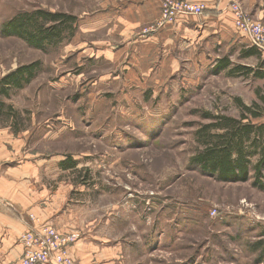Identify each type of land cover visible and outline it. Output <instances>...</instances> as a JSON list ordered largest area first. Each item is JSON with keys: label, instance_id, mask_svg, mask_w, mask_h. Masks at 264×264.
<instances>
[{"label": "rangeland", "instance_id": "rangeland-1", "mask_svg": "<svg viewBox=\"0 0 264 264\" xmlns=\"http://www.w3.org/2000/svg\"><path fill=\"white\" fill-rule=\"evenodd\" d=\"M164 1L202 4L162 0L159 17L126 40L118 23L84 22L107 10L117 21L114 14L124 10H112L114 0H0V80L36 65L29 82L0 92L3 168H18L0 187L4 194L7 186L17 190L24 204L22 196L31 197L27 207L40 206L38 215L0 201L26 225L17 239L21 253L8 264H20L27 225L73 235L66 248L74 264H261L251 246L264 231V189L253 184L252 167L246 181H225L190 158L201 148L198 129L212 121L204 113L238 118L241 104L264 110V78L211 69L208 52L196 58L176 37H169V51L180 64L169 69L170 55L161 56L165 42L144 38L205 8L144 33L160 19ZM228 5L234 18L237 5L247 23L264 27L239 0ZM36 9L74 15L73 32L64 30L43 48L3 34L8 19ZM229 57L264 69V61L239 58L236 49ZM251 121L264 123V114ZM67 158L75 166L62 167Z\"/></svg>", "mask_w": 264, "mask_h": 264}, {"label": "trees", "instance_id": "trees-1", "mask_svg": "<svg viewBox=\"0 0 264 264\" xmlns=\"http://www.w3.org/2000/svg\"><path fill=\"white\" fill-rule=\"evenodd\" d=\"M75 16L63 12H50L36 9L32 12L15 14L8 19L3 27L4 35H14L24 38L30 45L43 48V43H57L62 39V32L66 29L73 32ZM257 53L250 48L246 54ZM220 67H229L227 58L219 61ZM32 64L9 73L0 80V92L7 94L11 87H21L29 82L34 67ZM243 69V70H242ZM219 70V69H216ZM229 72L241 74L250 73L255 78H264V69L251 68L242 65H233ZM27 74V77H25ZM23 83V84H24ZM7 85V87H6ZM255 104H241L242 113L238 118L228 115H213L210 123L202 124L198 129L200 149L190 158V163L203 173L216 175L225 181H246L249 177V168L252 167L253 184L264 189V123L254 124L251 118H259L264 110L255 109ZM13 114V113H12ZM256 157V160H252ZM65 168L75 166L70 158L61 162ZM262 238L252 244V250H259L258 263L264 264V231Z\"/></svg>", "mask_w": 264, "mask_h": 264}, {"label": "crops", "instance_id": "crops-1", "mask_svg": "<svg viewBox=\"0 0 264 264\" xmlns=\"http://www.w3.org/2000/svg\"><path fill=\"white\" fill-rule=\"evenodd\" d=\"M161 1L162 0H114L110 8L118 11L120 9L124 10L118 14H114L117 21H115V19L112 21V13H110V10H107L102 14L86 16L84 22H86L87 25L96 23L98 25L97 28H105L111 23H118V26L122 27L119 33L126 36V40H129L131 37L129 34L135 33L134 31L143 25L153 23L159 17ZM189 1L202 3L205 8L203 13L200 15L180 16L176 19L175 24L167 25L160 33L152 34L146 37V39L144 38V41L157 42L159 39L161 43L165 42V44H163L161 56L170 55L169 69H174L180 64L178 58L175 59L172 56L173 54L169 51L172 46V42H168L169 37H176L174 42H179L182 48L185 50L188 49L187 51H192L193 56L196 58L201 59L205 56L206 52H208L207 55L210 56L209 58L214 59V64L211 66V69H230L234 63L229 62V67L223 68L220 67L219 61L222 58L230 59L229 56L233 49H236L239 58L254 57L258 61H264L263 55L261 56L259 53L251 55L246 54L250 49L247 45L249 41L247 36H245L234 24V15L228 5L229 1L232 0ZM239 2L248 12H251L254 17L264 23V0H239ZM97 18H99L97 22L93 21ZM105 19H107V21L99 22ZM223 50L226 51V53L228 52V54L216 56L212 54H216ZM140 55L142 56V52ZM163 67L164 69H168L165 63L162 64V68ZM1 145L2 142L0 141V147ZM5 160L6 159H4V157L1 158L0 155V184H2L4 175H6L4 177L6 182H9L10 173H13V176H18V168L9 169V166L3 168L4 165L8 164ZM16 167L18 166L16 165ZM6 192L7 194H4V189L0 187V201L3 202V200H5L6 202V200H9L13 202L11 205L16 212L22 210V212L25 213L29 210L38 215L40 214V206H34L32 203V205L27 207L31 197L25 199L22 196L25 201L24 204L17 198V190H9L7 186ZM10 192L12 193L11 198L7 199L6 197L10 195ZM25 228L26 225L24 223H19L10 216L6 207L0 204V256L4 264H8L10 261L19 257L21 246L17 239Z\"/></svg>", "mask_w": 264, "mask_h": 264}, {"label": "built area", "instance_id": "built-area-1", "mask_svg": "<svg viewBox=\"0 0 264 264\" xmlns=\"http://www.w3.org/2000/svg\"><path fill=\"white\" fill-rule=\"evenodd\" d=\"M168 4L171 3L163 2L160 19L154 26L146 28L144 33L173 22L181 14H199L204 9L203 4L196 6V9L193 6L182 7L179 4L168 7ZM234 13L235 26L248 37L252 45L264 53V27L260 23H247L237 5L234 6ZM20 239L23 245L20 264H74L66 248V245L74 242L73 235L63 236L49 225H27Z\"/></svg>", "mask_w": 264, "mask_h": 264}]
</instances>
